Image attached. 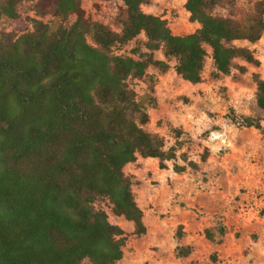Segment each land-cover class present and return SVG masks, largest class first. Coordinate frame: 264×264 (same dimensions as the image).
I'll list each match as a JSON object with an SVG mask.
<instances>
[{"label":"trees","instance_id":"1","mask_svg":"<svg viewBox=\"0 0 264 264\" xmlns=\"http://www.w3.org/2000/svg\"><path fill=\"white\" fill-rule=\"evenodd\" d=\"M18 1L0 0V19L18 18ZM120 1V31L89 18L81 0H36V14L54 16L60 21L56 26L33 19L31 31L0 32V264L121 260L125 231L95 207L99 198L133 223L134 234L146 233L144 212L124 167L141 155L158 158L165 168L183 144L177 139L165 149L163 138L144 127L149 114L128 83L146 77L150 66L170 68L154 57L156 50L175 57L176 72L191 83L202 81L206 45L216 75L230 74L236 58L260 65L249 47L235 41L261 38L264 0L244 21L213 14L223 0H186L189 19L199 24L188 34L173 33L166 18L143 11L149 0ZM71 15L76 18L66 27ZM140 34L147 38L146 53L137 48L139 57L114 53L115 45ZM252 78L256 104L264 110V79L259 72ZM242 121L261 128L254 118ZM186 159L176 171L198 167ZM206 233L210 236L209 229ZM177 234L183 236V225ZM191 250L181 246L179 254Z\"/></svg>","mask_w":264,"mask_h":264},{"label":"rangeland","instance_id":"2","mask_svg":"<svg viewBox=\"0 0 264 264\" xmlns=\"http://www.w3.org/2000/svg\"><path fill=\"white\" fill-rule=\"evenodd\" d=\"M185 1L149 0L148 3L142 4V9L146 13L166 18L173 33L188 34L195 31L199 25L189 19V13L184 6ZM258 1L260 0H223L212 9V13L244 21L252 16ZM81 3L89 18L107 24L113 30H121L122 25L117 22L116 16L123 6L122 1L81 0ZM17 9L20 13L18 18L0 19V32L5 31L18 36L31 31L33 30V19H40L54 26L60 22L52 15L38 16L36 0H19ZM75 18V15H71L64 21V25L69 27ZM87 38L90 43L96 45L91 35ZM146 39L144 34H140L124 46H115L114 51L139 57V54L147 52ZM260 39V43L253 48L256 51L264 49V32ZM235 44L248 46L250 43L238 40ZM135 48L138 49L139 54L133 51ZM206 49L208 55L202 72V81L198 85H193L178 75L175 70L177 59L167 58L162 48L155 51L154 57L167 61L170 65L167 72L165 71L166 80L172 85L169 90H166V103L173 105L175 109H184V106L195 101L194 97H196L198 100L192 111L212 122L209 125L203 120L200 129L191 134L190 131L184 129L183 131L174 126L169 119L157 120L152 109L157 107L156 89H158L159 76L163 73L157 67L150 66L146 77L138 83L137 97L144 102L149 114L148 121L152 118L154 120L152 125L155 124L160 129L164 127V130H161L164 147L169 148L176 144L178 135L183 140V144L177 150L176 158L167 161L165 168L160 167L158 159H141L135 169L137 172L128 171L126 175L131 181L135 197L139 195L138 189L135 188L144 183L150 184L158 191L165 189L178 195L180 191L175 188L176 179L191 181L194 187L192 194L199 191L207 201L206 205L201 206L202 210L214 213L211 222L215 223L216 228L220 230L223 228L224 234L230 235L231 242L220 246L216 244L219 238L214 243L211 242L202 227L199 230H192L186 226L183 236L179 237L177 234L178 221L174 215L166 212L159 202L150 203L148 208L155 212L160 209V206L162 207L160 218L163 220L164 231H156L151 217L148 216L149 232L136 235L133 231V223L114 214L112 204L108 199L99 198L95 201V207L105 210L109 220L121 226L125 231L126 241L123 246L125 256L114 264H149L150 260H156L160 256L162 249L166 248L164 245L171 246V249L175 248L176 254L181 246H186L184 244H189L193 248L189 259L181 261V264H264V110L257 106L255 100V82L252 78L254 64L250 63L246 71L241 72L238 66L244 59L236 58L235 67L230 74L216 75L211 47L206 45ZM246 117L259 121L261 128L244 124L242 119ZM215 129L221 130L224 138L220 134H215ZM214 144L221 145V147L215 148ZM242 144L247 146L243 154L245 165L241 167L236 164L231 165L228 157L224 155L233 150L236 155H239L240 151L244 152L242 149H236ZM204 146L205 149H202ZM204 153L207 160L210 155L212 156L211 163L217 164L216 168L209 169L201 165L195 169L188 166L182 172L175 170V165L187 164L186 158L199 159L198 155L202 157ZM226 177H232L234 181L232 183L220 181ZM161 178L166 183L164 188H161ZM212 188H214L213 191H211ZM221 195H225V203L213 208L208 203L209 196L213 201ZM218 234L220 237L221 234ZM81 264L92 263L86 258Z\"/></svg>","mask_w":264,"mask_h":264},{"label":"crops","instance_id":"3","mask_svg":"<svg viewBox=\"0 0 264 264\" xmlns=\"http://www.w3.org/2000/svg\"><path fill=\"white\" fill-rule=\"evenodd\" d=\"M260 40L261 39H259L256 42H250L248 40H239V41H246V42L250 43L246 47H249L253 51L255 58H257L260 61V65H255V64L253 65L254 66L253 72H259L261 74L262 78L264 79V49H260L258 51L253 49L255 46H257L260 43ZM242 46H244V45H242ZM240 65L248 67L250 65V63L246 60H243ZM162 73H163V75L159 76V81H158V85H157L158 89H156L155 102H156L157 107H156V109H152L153 112H155L157 120L158 119H169L173 122L174 126H177L182 130L184 129L185 131H190L189 133H191V134L196 133L200 129V126L202 125L203 120H204L205 124L210 125V122H212V120H209L208 118L202 117L198 113H195L194 111H192V108L196 106V103H197L196 101L198 100V99H196V97H194L195 101L186 104L184 106L185 107L184 109H182V108L175 109L173 107V105L166 103V101H165L166 100V98H165L166 90H169L172 85L169 81L166 80L167 75H165L166 74L165 71H162ZM187 82H189V81H187ZM189 83H191V82H189ZM191 84L198 85V84H200V82L199 83H191ZM255 91H256V84H255ZM206 120L208 122H206ZM152 121H154V120L152 118H150V121H148L144 127L148 131L158 133L161 136V130H164V127L160 129V128L156 127L155 124L152 125V123H153ZM214 121H216V120H214ZM214 133L220 134L224 138V134H222L223 132L221 130L215 129ZM176 139H181L180 135L177 136ZM245 145L246 144H242V145H239L238 147H236V149L238 148L239 150L242 149L244 151V152L240 151L239 155H236L234 153V150H233V152H230L229 154L224 155V156L228 157V159H229L228 161H229V163H231V165L236 164V166H238V167L245 165V163H246L244 160L245 157L243 156V154L245 153V149L247 147ZM213 147L219 148V147H221V145L214 144ZM164 148L167 149L166 147H164ZM203 148L205 149V146L202 147V149ZM199 151H201V150H199ZM210 151L212 152L211 148H210ZM198 157H199V159L195 158V160H194L198 164V166L202 165V167L209 168V169L217 167V164L211 163V161H212L211 155H210V158L208 160L207 159L202 160L201 155H198ZM149 158L150 159H158V158H154V157H143L141 155H138L135 162L128 163L124 167L125 174H127L128 171L137 172L135 169H136V167H138V163L141 161V159L147 160ZM215 165H216V167H215ZM160 180L162 181L161 188H164V186H166V183L163 180V178H161ZM238 180H240V179H238ZM220 181H228V182L232 183L234 181V179L232 177H230V178L226 177V179H222ZM192 186H193V183L191 181H186L183 179L182 180L176 179L175 188H176V190L180 191V194H178V195H177V193L172 194V191H167L165 189L158 191V189H154V188H152V186L150 184H146V183H144L140 186H137V188H135V189H138L139 195H138V197H135V200L137 201L138 205L141 207V209L144 212V222H145V225L147 227L146 232H149L148 216L151 217V221L153 222V224H154L153 226H154L156 231H159V232L164 231L163 226H162L163 220L160 218V216H161L160 215V212H161L160 209H162V207L160 206V209L156 210L155 212H153V209L148 208V205L150 203L159 202L163 205L166 212L170 213L171 215H174V218L178 221V226L183 225V231H185L186 226H188L192 230H199V229L204 228L205 233H206V230L209 229L210 230L209 240L211 242L214 243V241L219 238V240H216L217 245L220 246V245H223L225 243L228 244V242H231L230 235L228 233L224 234V232H221L219 228L215 227L216 226L215 223L211 222V220L214 218V213L211 211L207 213L205 210H202L201 206L206 205L207 201L204 200V198L200 195L199 191H197L198 193L192 194L193 193L192 189L194 188ZM213 189L214 188H212L211 191H213ZM132 190L134 192V189H132ZM222 193H224V192H222ZM208 195H211V194H208ZM223 202L225 203V195L218 196L213 201H211V196H209L208 203L210 205H212L213 208L216 205H221ZM217 232L221 234L220 237H219V234ZM184 245L191 247V245H189V244H184ZM164 246L166 248L162 249L161 253L159 254L160 256L157 257L156 260H150L149 264H181V261L182 262L187 261L190 257V254L192 253V252H190L187 255H180L178 250H177V253L175 254V248L171 249V246H167V245H164ZM192 248L193 247H191V249ZM137 250H138V248H137ZM123 251H124V249H123ZM124 256H125V252H124L123 258H124Z\"/></svg>","mask_w":264,"mask_h":264},{"label":"built area","instance_id":"4","mask_svg":"<svg viewBox=\"0 0 264 264\" xmlns=\"http://www.w3.org/2000/svg\"><path fill=\"white\" fill-rule=\"evenodd\" d=\"M115 46H117V45H115ZM115 46H114V47H115ZM118 46H124V45H118ZM114 47H113V49H114ZM114 53L125 55V54L122 53L121 51H114ZM141 80H142V79H129V82H130L129 86H130V88L133 89V90L136 92V90H137V86H138V83L141 82ZM135 87H136V88H135ZM137 96H138V95H137Z\"/></svg>","mask_w":264,"mask_h":264}]
</instances>
